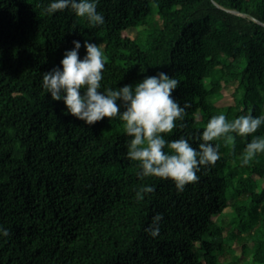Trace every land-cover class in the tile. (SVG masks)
Listing matches in <instances>:
<instances>
[{"label":"trees","instance_id":"16d2710c","mask_svg":"<svg viewBox=\"0 0 264 264\" xmlns=\"http://www.w3.org/2000/svg\"><path fill=\"white\" fill-rule=\"evenodd\" d=\"M48 3L0 0V225L9 229L0 234V264H222L227 252L228 264H264V152L241 164L264 124L234 145L218 141V160L178 191L171 178L138 175L118 116L88 124L42 85L74 38L81 57L83 41H95L109 57L105 87L159 70L180 81L173 94L187 102L184 126L165 135H190L198 146L213 114L264 113V0H99L103 25L70 9L49 14ZM136 27L143 39L127 33ZM225 85L234 97L221 106ZM142 184L155 191L137 200Z\"/></svg>","mask_w":264,"mask_h":264},{"label":"clouds","instance_id":"9594fccd","mask_svg":"<svg viewBox=\"0 0 264 264\" xmlns=\"http://www.w3.org/2000/svg\"><path fill=\"white\" fill-rule=\"evenodd\" d=\"M99 0H49L46 11L70 9L77 16L86 17L92 25H103L105 16L98 11ZM74 47L64 50L60 64L44 71L42 85L53 99H62L67 112L93 124L105 116H118L129 139L127 157L138 161L141 177L171 178L178 191L189 182L199 179L202 165L214 164L221 156V144H233L236 135L247 137L264 124V113L241 112L229 118L224 112L213 114L199 133L195 146L191 137L181 135L169 139L165 134L183 127L186 105L173 94L180 81L169 72L159 70L133 83L118 87L103 86V69L109 60L104 47L92 40H84L86 53L81 57L80 39H73ZM264 152V135H255L241 153V164H249L255 155ZM155 191L152 184L140 185L135 193L143 200L145 193ZM162 214L156 213L146 231L155 236L160 231ZM9 229L0 225V234Z\"/></svg>","mask_w":264,"mask_h":264},{"label":"rangeland","instance_id":"374dc122","mask_svg":"<svg viewBox=\"0 0 264 264\" xmlns=\"http://www.w3.org/2000/svg\"><path fill=\"white\" fill-rule=\"evenodd\" d=\"M155 18L159 19V16L155 14ZM127 33L133 38L143 39L145 35V29L143 27L129 28L127 30ZM222 92H223L222 97L221 99L217 101V104L223 106V105H228L232 103L233 97H234V85H225ZM255 178L258 179L259 177L255 176ZM263 185H264V181H263ZM231 212H232V208L228 207L226 209V214L221 216L224 223L226 224V229L223 231L224 236L227 235L232 230V226H231L232 213ZM232 246L236 250L237 252L236 254L241 255V253L243 252L242 251L243 244L240 243L238 240H235ZM232 256L233 255L231 253L227 252L225 255L221 256V263L228 264L233 259Z\"/></svg>","mask_w":264,"mask_h":264},{"label":"water","instance_id":"95a60500","mask_svg":"<svg viewBox=\"0 0 264 264\" xmlns=\"http://www.w3.org/2000/svg\"><path fill=\"white\" fill-rule=\"evenodd\" d=\"M229 11H231V12H233V13H237V14L245 15L244 13H240V12H238L237 10L229 9ZM249 16H250L252 19L256 20L257 22H260V23H261V21H260L259 19L255 18L254 16H252V15H249Z\"/></svg>","mask_w":264,"mask_h":264}]
</instances>
